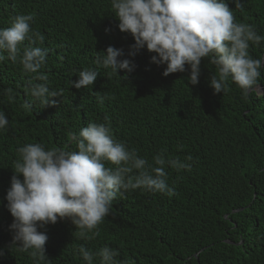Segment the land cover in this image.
<instances>
[{
    "label": "trees",
    "instance_id": "16d2710c",
    "mask_svg": "<svg viewBox=\"0 0 264 264\" xmlns=\"http://www.w3.org/2000/svg\"><path fill=\"white\" fill-rule=\"evenodd\" d=\"M227 3L236 22L251 24L264 36V0H241L243 8L234 0ZM29 13L35 15L32 28L45 37L43 45L34 46L49 49L40 72L51 90L63 92L55 105L43 106L26 88L37 74L24 72L4 53L0 110L9 125L0 131V249L5 250L0 264H33L28 253L8 249L13 217L4 197L17 149L40 143L46 150H78L71 134L91 122L104 123L105 117L114 138L150 164L163 152L166 159L191 156V169L165 166L174 195L142 188L118 195L99 235L90 240L81 239L70 220L47 225L51 264H85L82 245L92 252L104 246L117 250L118 264H264V68L260 89L248 96L231 80L227 92L214 94L209 79L218 69L209 57L201 61L195 86L188 82L189 71L163 76L166 65L150 63L154 53L146 48L133 58L132 73L115 75L97 65L98 53L114 46L127 54L134 40L118 29L111 0H0V28ZM249 54L264 57V41L250 43ZM85 68L99 75L93 85L76 89L71 81ZM98 96L106 97L103 103Z\"/></svg>",
    "mask_w": 264,
    "mask_h": 264
},
{
    "label": "clouds",
    "instance_id": "9594fccd",
    "mask_svg": "<svg viewBox=\"0 0 264 264\" xmlns=\"http://www.w3.org/2000/svg\"><path fill=\"white\" fill-rule=\"evenodd\" d=\"M236 8H243L241 0H234ZM111 8L118 21V29L132 36L134 43L127 54L122 48L108 46L96 63L111 73H132L134 57L147 49L154 53L150 63L166 65L162 75L189 71L188 82L195 86L201 75V61L209 57L217 74H212L209 86L214 94L229 90L234 82L244 96L258 91L264 57L249 54L250 43L259 45L264 36L251 24L236 22L227 0H111ZM35 15L18 14L11 26L0 28V62L7 59L22 65L24 72L34 73L28 80V94L43 106L55 105L63 90H51L49 78L40 72L47 63L49 49L43 45L45 37L32 28ZM105 28V33L110 32ZM25 41L28 42L26 46ZM187 66V67H186ZM99 72L85 68L78 79L71 81L76 89L93 85ZM34 80L42 83H33ZM10 99L13 89H6ZM103 103L105 96H98ZM9 120L0 110V131L6 130ZM78 150L60 147L45 148L29 143L17 149L14 174L4 199L13 217L9 229L12 240L8 249L28 253L33 264H51L46 253L49 237L46 226L70 220L79 229L81 239L99 235V225L111 213L113 201L124 191L144 189L169 196L175 194L168 184L165 166L177 171L190 170L192 157L185 161L166 159L163 152L153 157V163L138 155L136 149L114 138L108 118L104 123L91 122L79 133L71 134ZM111 165V166H109ZM91 233V235H89ZM85 264H118V251L104 246L92 252L83 245L78 249ZM5 250L0 249V257Z\"/></svg>",
    "mask_w": 264,
    "mask_h": 264
}]
</instances>
